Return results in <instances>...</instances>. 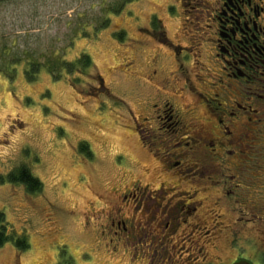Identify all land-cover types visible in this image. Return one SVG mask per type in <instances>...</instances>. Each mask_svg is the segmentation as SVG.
<instances>
[{
  "label": "rangeland",
  "instance_id": "374dc122",
  "mask_svg": "<svg viewBox=\"0 0 264 264\" xmlns=\"http://www.w3.org/2000/svg\"><path fill=\"white\" fill-rule=\"evenodd\" d=\"M169 1L0 3V211L12 233L0 246V264H143L131 262L128 251L114 253L103 241L98 245L103 217H95V212L119 185L159 179L153 158L134 131L131 111L138 115L144 109V27L151 16L158 14L170 35H180L179 20L165 12ZM188 28L194 27L184 29L191 36L194 31ZM82 53L90 56L93 66L81 73L62 70L54 78L47 69L53 58L76 61ZM32 61L42 65L30 80L25 70ZM99 83L103 89L96 88ZM81 141L88 142L92 157L79 151ZM250 143L248 154L253 151L254 162L245 165L255 164L264 177L263 123L258 138ZM213 159L219 166L236 163V156L225 163ZM20 164L40 178V192L28 193L23 184L7 181V173ZM220 172L212 170L209 180L193 175L185 180L212 182ZM232 172L236 170L227 171ZM208 192L210 197L218 194L215 189ZM102 194L106 196L101 199ZM241 206L226 199L219 212L231 220L243 212L263 215L246 224L250 236L235 237L234 246L240 257L264 264V206ZM20 235L29 242L24 250L15 245ZM221 249L227 260L236 256L226 237Z\"/></svg>",
  "mask_w": 264,
  "mask_h": 264
},
{
  "label": "flooded vegetation",
  "instance_id": "af4514ba",
  "mask_svg": "<svg viewBox=\"0 0 264 264\" xmlns=\"http://www.w3.org/2000/svg\"><path fill=\"white\" fill-rule=\"evenodd\" d=\"M165 12L179 20L180 35L151 16L144 27V109L131 111L159 179L125 182L98 207V245L128 251L131 262L143 264H230L240 257L235 237L250 236L244 227L263 216L250 211L231 220L219 208L230 198L240 207L264 206V177L255 164L245 165L254 162L249 145L264 124V0H170ZM234 156L232 167L213 159ZM212 170L220 178L185 180H209ZM223 237L237 251L230 260L222 255Z\"/></svg>",
  "mask_w": 264,
  "mask_h": 264
},
{
  "label": "trees",
  "instance_id": "16d2710c",
  "mask_svg": "<svg viewBox=\"0 0 264 264\" xmlns=\"http://www.w3.org/2000/svg\"><path fill=\"white\" fill-rule=\"evenodd\" d=\"M8 0H0V3ZM42 63L32 61L30 66L25 70L28 79L32 80L36 77ZM47 69L54 78H59L60 72L62 70H67L68 72L77 71L81 73L84 68H91L93 62L90 56L86 53H82L76 61H66L64 59L57 60V58L52 59V63L48 61L46 63ZM100 76V75H99ZM100 87V88H99ZM97 89H103L104 84L99 83ZM105 89V88H104ZM78 149L81 153H85L87 156L92 157L93 152L86 141L79 142ZM6 179L11 183H21L24 185L26 192L35 193L40 192L43 188V183L36 175L32 173L30 168L25 164H20L14 167L7 173ZM12 238L11 229L6 220V217L2 211H0V246L4 245L9 239ZM15 245L19 250H24L28 248L29 242L25 235L17 236L15 239Z\"/></svg>",
  "mask_w": 264,
  "mask_h": 264
},
{
  "label": "water",
  "instance_id": "95a60500",
  "mask_svg": "<svg viewBox=\"0 0 264 264\" xmlns=\"http://www.w3.org/2000/svg\"><path fill=\"white\" fill-rule=\"evenodd\" d=\"M230 264H256L255 262L251 261L248 258L245 257H239Z\"/></svg>",
  "mask_w": 264,
  "mask_h": 264
}]
</instances>
